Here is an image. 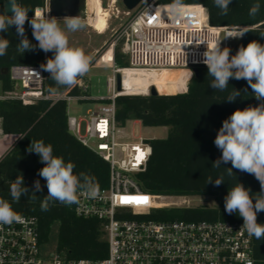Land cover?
<instances>
[{
	"label": "trees",
	"instance_id": "trees-1",
	"mask_svg": "<svg viewBox=\"0 0 264 264\" xmlns=\"http://www.w3.org/2000/svg\"><path fill=\"white\" fill-rule=\"evenodd\" d=\"M0 0V13H4ZM28 8L29 20L36 9L44 6L45 0H18ZM174 0H157L158 4H173ZM260 4L255 16L249 15L251 6ZM183 4H200L206 10L207 21L212 26L241 27L247 30L243 37L233 42L232 55L241 46L253 40L264 44V31L255 28L264 21V0H232L227 15L215 6L214 0H182ZM42 14L37 11V14ZM25 35L33 45L34 39L29 23H25ZM242 30V31H243ZM0 37L8 39L10 46L7 54L0 56V132L3 136L15 135L17 140L0 158V198L11 203L19 216H36L40 232L41 245L45 242L54 222H58L59 250L71 259H101L107 255V241L104 238L101 221L96 218L78 217L73 204L50 201L49 210H41V202L48 194L46 181L38 175L45 165L35 152H29L31 142L43 140L51 144L53 155L75 165L74 174L81 173L93 178L94 185L104 188L109 183L110 166L100 156L82 145L67 128V103L63 100L53 103L51 100H39L26 104L22 100L7 95L17 88L10 77V68L14 65L40 66L45 63V52L38 47L32 51H19L20 37L15 26ZM112 48L101 57L100 62L109 65L112 62ZM114 61L118 67H127V56L120 46L114 50ZM8 72L5 73V70ZM84 77V76H83ZM83 77H80L82 79ZM212 77L207 67L201 68L197 76L188 82L186 92L158 95H120L116 98V121L124 126L128 120L140 121L143 126H167L166 138L150 140L152 155L147 169L136 175L140 188L155 196H213L216 206L195 205L184 207H161L153 209L146 218L156 220H218L228 219L243 223L238 214L225 211V197L238 183L250 189L253 199L261 192L259 181L253 176L232 169L229 176L227 168L232 165L214 163L222 155L214 140L225 119L237 109L257 106L264 102L253 95L246 80L230 79L226 90L210 87ZM71 86H58L50 79L44 83L45 90L51 94L69 90L70 95H90L79 83ZM55 89V91H53ZM235 90L240 92L237 98L229 102L226 98ZM96 101V100H89ZM103 102V101H99ZM23 176L24 186L29 189L19 202L10 195V184ZM211 177L213 182L207 183ZM223 178L224 182L216 186L214 180ZM40 181L42 191L35 192L34 182ZM258 223L264 224V212L257 213ZM254 264H264V239L253 236Z\"/></svg>",
	"mask_w": 264,
	"mask_h": 264
},
{
	"label": "built area",
	"instance_id": "built-area-1",
	"mask_svg": "<svg viewBox=\"0 0 264 264\" xmlns=\"http://www.w3.org/2000/svg\"><path fill=\"white\" fill-rule=\"evenodd\" d=\"M48 1L41 7L44 15L48 14ZM116 3L117 0L108 2V20L119 13L113 10ZM171 5L143 0L121 27L111 48L113 50L117 42L125 38L123 53L128 66L118 67L113 53L107 96L70 95L69 90L51 94L45 90L48 72L41 65L10 68V77L17 88L8 97L26 104L39 100L65 101L69 132L109 164L108 185L98 188L94 197L80 193L74 205L78 217L101 221L108 248L106 257L101 259H71L59 253L43 258L38 218L20 216L12 224H0V264H254L253 236H248L241 222L146 218L153 209L162 207L156 203L157 196L140 188L136 177L147 169L152 146L150 140L142 137L136 141L123 140L116 121L115 101L120 95H149L153 86L144 94L129 92L123 84L125 71L182 70L188 74V85L194 76L190 66L205 65L202 60L206 46L212 48L220 41L221 49L225 48L226 41L223 45L221 34L229 28L210 25L206 10L200 4L182 3L184 14L180 17L172 13ZM233 34L237 33L228 32L226 40ZM117 74L121 75L120 90ZM78 83L86 90L82 80ZM154 87L157 89L156 85ZM89 100L103 102L96 110H87L85 115L70 114L72 102Z\"/></svg>",
	"mask_w": 264,
	"mask_h": 264
},
{
	"label": "clouds",
	"instance_id": "clouds-1",
	"mask_svg": "<svg viewBox=\"0 0 264 264\" xmlns=\"http://www.w3.org/2000/svg\"><path fill=\"white\" fill-rule=\"evenodd\" d=\"M231 3L232 0H214L222 15H227ZM8 5L12 15L0 13V32H7L15 26L16 33L21 38L17 48L23 53L35 50L36 47L45 53L53 52V57L48 58L41 68L50 73V79L56 85L71 87L89 72L92 57L86 54L83 48L72 46L68 35L87 27L84 19L78 15L66 16L62 19L64 26L61 27V20L48 14L34 13L29 20L30 10L21 6L18 0H8ZM171 10L176 17L182 16V0H174ZM259 10L260 4L257 2L251 6L249 15L255 16ZM26 22L32 29L37 45H33L25 35ZM245 33L246 29L240 32L239 37H243ZM9 46L10 41L0 37V56L7 54ZM230 53L231 49L228 47L221 49L220 41L212 48L206 46L202 62L207 66L208 75L213 78L210 87L223 91L227 89L230 79H243L253 90L255 98L264 101V44L253 40L247 46H241L235 55ZM191 74L193 76L192 72ZM239 95L240 92L234 89L226 100L232 102ZM214 144L222 153L221 157L213 162L215 167L230 162L232 167L227 168L229 176L234 174V168L253 175L259 181L261 192L254 199L250 189L245 188L242 183L231 188L225 197V211L228 214L236 213L243 218L242 229L248 236H254L257 240L264 239V224L257 221V213L264 212V102L255 107L235 110L223 121ZM28 151L35 152L40 157V162L45 165L38 173L46 181L48 189V194L41 202L42 211L49 210L50 201L73 204L78 202L82 192L89 197L97 195L93 178L84 173L79 176L74 174V163H66L62 157L54 156L51 144L46 145L43 140L32 141ZM211 182L213 179L209 177L207 183ZM223 182L222 177L214 180L216 186ZM34 190L30 197L33 199L35 192L42 191L39 180L34 182ZM28 193L29 189L24 186L23 176H17L10 184L12 200L19 202L21 196ZM19 219L20 216L11 203L0 198V224H12Z\"/></svg>",
	"mask_w": 264,
	"mask_h": 264
},
{
	"label": "rangeland",
	"instance_id": "rangeland-1",
	"mask_svg": "<svg viewBox=\"0 0 264 264\" xmlns=\"http://www.w3.org/2000/svg\"><path fill=\"white\" fill-rule=\"evenodd\" d=\"M108 2L109 0H103L102 6L105 12H108ZM87 6L88 0H85L83 10L80 14V17L86 21L87 27L74 33H68V35L72 46L83 48L85 53L92 57L90 70L83 78V85L93 98H97L100 96H107L109 93L107 79L112 75L113 64V59L109 65L100 62V59L103 54L111 48V43L120 31L121 27L128 21L129 17L133 13V10L128 12L129 10L125 8L122 0H117L116 5L113 7L115 12L116 10L119 11L117 17L114 14L109 18L107 29L106 26L104 30L96 31L95 26L91 27L88 23L90 12L88 11ZM102 24L98 23V25ZM63 26L62 22L61 27ZM239 34L240 33L233 34L232 37L227 38L226 40L225 46L231 49V55L233 42L236 41ZM125 42V38L120 39L117 42L116 47L120 46L121 50L124 51ZM116 47H113L112 53H114ZM53 55V52H47L46 61L48 58H52ZM171 71L179 72V70ZM158 92L160 94L174 93L175 89L163 88ZM175 93L181 92L176 91ZM100 104L101 102L99 101H74L69 107V112L73 115H85L87 110H96ZM118 128L120 133L123 134V140L125 141H136L139 137L147 140L154 138H166L169 132V127L167 126H143L141 122L137 120H128L124 126L118 125ZM82 130L84 131V126L82 127ZM16 140L17 136H3L0 132V158L10 149ZM156 203L162 207H184L195 205H207L212 207L217 205V201L213 196H157ZM58 229V222H54L51 226L48 239L41 245L43 258L48 259L52 254L58 253L65 255V253L60 251L58 247Z\"/></svg>",
	"mask_w": 264,
	"mask_h": 264
},
{
	"label": "bare ground",
	"instance_id": "bare-ground-1",
	"mask_svg": "<svg viewBox=\"0 0 264 264\" xmlns=\"http://www.w3.org/2000/svg\"><path fill=\"white\" fill-rule=\"evenodd\" d=\"M87 7L90 12L88 23L91 27L95 26L96 31L104 30L108 24L107 17L109 16V10L108 12H105L101 0H88ZM97 22L103 24L98 25ZM125 72L126 74L123 77V84L129 92L144 94L150 85H156L158 91L163 88H167L175 89V92H183L187 89L188 74L186 71L181 70L179 72H175L171 70H163L160 73H138L132 70H126Z\"/></svg>",
	"mask_w": 264,
	"mask_h": 264
},
{
	"label": "water",
	"instance_id": "water-1",
	"mask_svg": "<svg viewBox=\"0 0 264 264\" xmlns=\"http://www.w3.org/2000/svg\"><path fill=\"white\" fill-rule=\"evenodd\" d=\"M143 0H122L123 5L129 11L134 10ZM19 2V1H18ZM85 0H49L48 1V15L50 17H56L57 19H63L66 16H80ZM20 4V3H19ZM4 13L7 15H12V12L9 11L8 0L3 3ZM37 11H42V8L39 7ZM36 11V12H37ZM256 29L264 31V21L255 26ZM243 30L241 27H229L226 31H223L221 34V42L224 45L226 41V35L228 32L231 33H240ZM193 69L194 76L199 74L201 68H204L205 65H192L190 66ZM8 72V69L5 70V73ZM117 85L118 90L121 89V75L117 74ZM160 94L158 90L153 86L150 89V95Z\"/></svg>",
	"mask_w": 264,
	"mask_h": 264
},
{
	"label": "crops",
	"instance_id": "crops-1",
	"mask_svg": "<svg viewBox=\"0 0 264 264\" xmlns=\"http://www.w3.org/2000/svg\"><path fill=\"white\" fill-rule=\"evenodd\" d=\"M102 5H103V3H102ZM60 20H61V21H60V23H62L63 21H62V19H61V18H60ZM84 77H85V75H84ZM84 77H83V78H84ZM83 78H82V79H80V80H82V83H83ZM84 87H85V86H84ZM85 88H86V87H85ZM8 136H9V137H11V136H15V135H8Z\"/></svg>",
	"mask_w": 264,
	"mask_h": 264
},
{
	"label": "snow or ice",
	"instance_id": "snow-or-ice-1",
	"mask_svg": "<svg viewBox=\"0 0 264 264\" xmlns=\"http://www.w3.org/2000/svg\"><path fill=\"white\" fill-rule=\"evenodd\" d=\"M38 15H39V13H38ZM124 199H128V198H124ZM137 199L146 201L147 198H137Z\"/></svg>",
	"mask_w": 264,
	"mask_h": 264
}]
</instances>
